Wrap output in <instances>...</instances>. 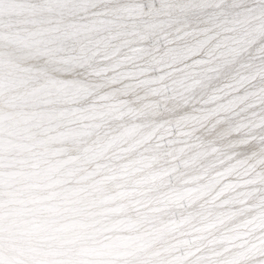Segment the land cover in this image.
I'll return each mask as SVG.
<instances>
[{"label":"snow or ice","instance_id":"snow-or-ice-1","mask_svg":"<svg viewBox=\"0 0 264 264\" xmlns=\"http://www.w3.org/2000/svg\"><path fill=\"white\" fill-rule=\"evenodd\" d=\"M0 264H264V0H0Z\"/></svg>","mask_w":264,"mask_h":264}]
</instances>
